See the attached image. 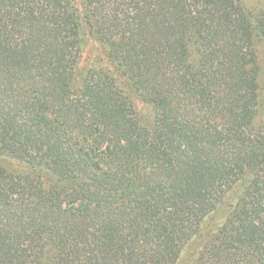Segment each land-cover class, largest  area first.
<instances>
[{
    "label": "trees",
    "instance_id": "obj_1",
    "mask_svg": "<svg viewBox=\"0 0 264 264\" xmlns=\"http://www.w3.org/2000/svg\"><path fill=\"white\" fill-rule=\"evenodd\" d=\"M0 264H264V0H0Z\"/></svg>",
    "mask_w": 264,
    "mask_h": 264
},
{
    "label": "rangeland",
    "instance_id": "obj_2",
    "mask_svg": "<svg viewBox=\"0 0 264 264\" xmlns=\"http://www.w3.org/2000/svg\"><path fill=\"white\" fill-rule=\"evenodd\" d=\"M243 1L249 4L252 3L253 0H243ZM100 54H101L100 47L98 46L96 41L91 37L89 32L85 30L81 65H86L88 62H91V60L94 57L99 56Z\"/></svg>",
    "mask_w": 264,
    "mask_h": 264
}]
</instances>
